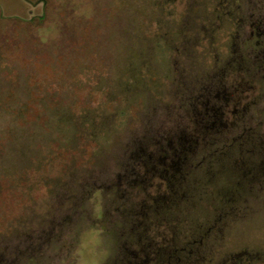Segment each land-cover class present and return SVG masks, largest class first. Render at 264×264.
<instances>
[{"label":"rangeland","instance_id":"374dc122","mask_svg":"<svg viewBox=\"0 0 264 264\" xmlns=\"http://www.w3.org/2000/svg\"><path fill=\"white\" fill-rule=\"evenodd\" d=\"M257 24L264 0H0L4 264H264ZM204 84L223 130L124 184L151 137L192 132Z\"/></svg>","mask_w":264,"mask_h":264},{"label":"trees","instance_id":"16d2710c","mask_svg":"<svg viewBox=\"0 0 264 264\" xmlns=\"http://www.w3.org/2000/svg\"><path fill=\"white\" fill-rule=\"evenodd\" d=\"M221 12V10H220ZM223 12H221L222 14ZM220 14V13H219ZM221 16V15H220ZM227 23V22H226ZM232 23V21H230ZM233 27H237L238 29L239 24L236 22L232 23ZM215 25V24H214ZM215 27V26H214ZM256 30L258 33L261 30V35L264 36V25L259 26L258 24L255 25ZM240 28V27H239ZM215 28L214 30H216ZM219 31V30H218ZM204 34V33H203ZM260 35V34H259ZM263 38V37H262ZM261 38V39H262ZM259 47V53L260 56L256 58V62L259 64V66L264 65V44L262 41H256L255 42V48ZM243 62L241 63L240 59L237 55L232 56V63L231 67H234L235 71L242 70L243 66H241ZM212 83L215 82L216 79L218 82L221 80V75L213 74L211 75ZM210 83V82H209ZM211 84V83H210ZM205 89L203 91H200V97H197L196 100L189 103L191 106V114L187 118V122H192V132H190L189 135L185 134H177V138L175 135H173L175 129H164L161 130L160 133L156 134L154 137H151V147L148 149H140L135 154H129L126 163H125V173L124 178L122 179V182L124 184L129 183V179L133 174H137L139 172L142 173V176H145V178L154 175V173L158 170V168L163 167H169L172 166V164H176L178 166L182 165L186 162L187 158H190L193 152V149L197 145V138H209L212 139L217 132H220L223 130V128H220L216 126L217 122L221 118V112L217 109H213L211 106H207L209 102H211V98L213 97V93L210 90L211 86H207L206 84L203 85ZM200 102V104L203 105L204 110L195 111L194 102ZM173 130V133L172 131ZM252 142V139H249L248 137H244L243 139L235 140L231 144L232 147H244L247 146ZM200 144V143H199ZM203 145H212L208 144V142L203 143ZM223 144H220V147H222ZM221 150H224L223 148ZM220 150V152L214 156L213 152L208 150L205 153L203 152L202 158L200 162L205 161H217L218 164H225L226 162H229L231 160V157L227 156L225 157L223 152ZM233 149H231L232 151ZM235 151V150H234ZM238 152H242V149L238 150ZM247 152V151H246ZM223 156H222V155ZM246 158V157H245ZM241 161V160H240ZM166 165V166H165ZM241 166V164L239 165ZM163 168V169H165ZM170 169V168H169ZM166 171H168V168H166ZM174 176L175 180L179 177L175 174H172V177ZM170 178L171 181H173V178ZM27 248H31V243L27 245ZM16 251V252H15ZM13 259H17L18 255L22 256V250H15ZM19 253V254H18ZM18 254V255H17ZM0 264H4L2 259H0Z\"/></svg>","mask_w":264,"mask_h":264}]
</instances>
